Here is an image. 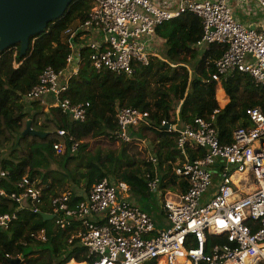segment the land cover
<instances>
[{
  "label": "built area",
  "instance_id": "built-area-1",
  "mask_svg": "<svg viewBox=\"0 0 264 264\" xmlns=\"http://www.w3.org/2000/svg\"><path fill=\"white\" fill-rule=\"evenodd\" d=\"M91 1L88 20L70 33L72 53L67 71L47 67L38 85L24 96L25 102L40 101L48 108L61 109L75 122H84L90 104L73 103L69 87V79L79 71L81 50L91 48L90 61L97 72L132 77L158 57L152 49L155 30L185 13L195 14L202 23L198 48L227 47L216 62L213 80L222 82L242 73L264 86V28L240 24L227 0L181 1L177 10L164 6L168 0ZM256 1L264 9V0ZM78 34H82L79 40ZM217 113L185 124L178 110L171 121L160 123V129L176 137L179 159L174 174L185 184L184 192L178 186L164 197L162 210L170 229L157 230L153 218L125 198L131 188L124 182L104 179L87 193L67 190L52 198L50 216L61 228L72 221L83 226L77 238L94 260L82 264H264V113L260 108L248 109L251 125L238 128L230 143L220 139ZM149 119L147 112L119 108L118 141L131 142L132 129L148 124ZM58 135L67 138L66 144L54 145L58 155L67 146L71 152L77 151L81 142L65 130H59ZM199 150L203 156L192 159L191 154ZM147 162L158 163L154 155H149ZM236 173L243 175L238 182L233 180ZM6 176L0 172V196L40 213L45 196L41 183L24 177L17 186L19 192L8 194L2 186ZM146 178L149 189L156 192L158 175L148 173ZM75 197L82 200L75 204ZM15 219L16 214L2 215L0 227L8 228ZM39 236L45 240L43 232ZM212 237L223 242L211 244Z\"/></svg>",
  "mask_w": 264,
  "mask_h": 264
},
{
  "label": "trees",
  "instance_id": "trees-1",
  "mask_svg": "<svg viewBox=\"0 0 264 264\" xmlns=\"http://www.w3.org/2000/svg\"><path fill=\"white\" fill-rule=\"evenodd\" d=\"M92 8L91 0H76L49 29L31 38L26 53L21 52L19 44L0 51V172L7 173L2 186L8 194L18 193V184L28 177L40 182L45 191L40 213H34L30 207L21 208L8 197L0 196V217L16 214L8 228L0 227V264H11L18 259L20 264L94 260L77 238L83 231L80 222L72 221L70 226L61 228L56 218L43 216L52 213V198L64 191L79 189L87 193L95 184L109 179L128 184L133 193L146 195L150 194L146 173L154 176L158 168L161 189L174 191L180 186L184 192L185 184L174 174L179 159L176 137L160 129V123L171 121L178 110L185 124L197 117L210 118L219 111L216 126L223 143H230L238 128L251 125L246 116L248 109L260 108L264 113V86L242 73L222 80L221 86L229 102L224 108L220 107L219 81L212 77L216 62L227 47L198 48L203 27L192 13L157 28V36L165 41L162 59L153 58L149 66L138 69L132 77L97 72L91 65V48L81 50L79 71L69 79V87L73 103L90 104L84 122H75L61 109L48 108L40 101L25 102L24 96L38 85L47 67L57 72L67 71V58L72 53L70 33L85 24ZM81 35H77L78 40ZM123 107L150 115L148 124L132 129L131 142H122L117 150L102 147L90 150L88 143H80L74 153L68 146L61 155L54 150L55 144L67 142V138L58 135L59 130L67 131L78 142L86 138L118 141L117 114ZM29 122L39 135H24ZM144 141L152 145L151 150L159 162L157 168L146 161L135 160V146ZM203 154L199 150L191 157L195 159ZM81 200V197L73 199L75 204ZM41 232L45 240L40 238ZM210 241L216 245L223 242L217 237Z\"/></svg>",
  "mask_w": 264,
  "mask_h": 264
},
{
  "label": "water",
  "instance_id": "water-1",
  "mask_svg": "<svg viewBox=\"0 0 264 264\" xmlns=\"http://www.w3.org/2000/svg\"><path fill=\"white\" fill-rule=\"evenodd\" d=\"M76 0H0V51L20 45L21 52L30 48L31 38L40 36L62 18ZM24 135H39L28 123ZM45 219L54 216L43 215ZM13 260L11 264H20Z\"/></svg>",
  "mask_w": 264,
  "mask_h": 264
},
{
  "label": "rangeland",
  "instance_id": "rangeland-1",
  "mask_svg": "<svg viewBox=\"0 0 264 264\" xmlns=\"http://www.w3.org/2000/svg\"><path fill=\"white\" fill-rule=\"evenodd\" d=\"M165 52V47H160V52L159 55L163 56ZM158 58V57H157ZM62 77H61V81H62ZM221 82H219V85L217 87V100L219 102V105L221 108H224L228 102H229V98L226 96L223 88H221ZM221 90L223 91L221 94L218 93V91ZM48 102H50L52 104V98L49 97L48 98ZM226 104V105H225ZM225 105V106H224ZM224 106V107H223ZM82 143H88L90 145V150H94L98 147H102L105 149H109V150H117L121 147L122 142L119 141H111L107 138H98V139H91V138H86L84 141L81 142ZM135 150L133 151V154L135 155V160L137 161H147L148 157L150 154H153L152 152V145L150 144V142L146 141L145 143L142 142H137V146H135ZM216 187V185H215ZM161 190V188H160ZM162 194H164L165 192H163V190H161ZM159 194H154V193H150V194H146V195H142V194H137V193H133L132 191H130L125 198L132 201L135 200L136 203L142 208V210H144L146 213H148L153 220L155 221V226L157 230H168L171 228V223L166 219V217L163 215L162 213V203L161 202V198L162 195L160 194V192H158ZM72 263H76V264H82V263H77L75 260H73ZM71 262L69 264H72Z\"/></svg>",
  "mask_w": 264,
  "mask_h": 264
},
{
  "label": "crops",
  "instance_id": "crops-1",
  "mask_svg": "<svg viewBox=\"0 0 264 264\" xmlns=\"http://www.w3.org/2000/svg\"><path fill=\"white\" fill-rule=\"evenodd\" d=\"M181 1L182 2L183 1L184 2L185 1L204 2L207 0H168L167 3L164 4V6L168 7L169 9H172V10H177L181 4ZM213 1H216V0H213ZM227 2L233 10V14H234L235 19L240 24H242L244 27L254 28L257 30L264 28V9L257 3L256 0H227ZM156 30H155V33H154L153 38H152V49L158 54V58L162 59V56H161L162 54L159 55L158 52H160V47H165V41L157 36ZM206 48H208V47H203L202 49L205 50ZM142 143L146 144V141H144ZM150 155H154V154H150ZM154 156L156 157V155H154ZM157 162H158V158H157ZM158 163H157V165H154L152 163L151 164L154 166V168H157ZM147 174L148 173H146V176H147ZM155 174L158 175V177H159L158 179H160V186H161V174H160L158 168L155 169L154 176H155ZM145 179L147 182V188H148L149 192L154 193V194H159L158 192H160V194L162 195L161 202H163L164 197L169 190L168 189L167 190L161 189V190H163V192H165L164 194H162V192L160 190V186H159L158 190L156 192H153L149 189V186H148L149 181L147 180V178H145ZM216 187H214V189H213L214 192L216 190ZM176 188H178V186ZM170 191H173V190H170ZM131 202H133L135 205L139 206L135 200H132ZM162 206H163V203H162ZM162 213H163V210H162ZM163 215H164V213H163Z\"/></svg>",
  "mask_w": 264,
  "mask_h": 264
},
{
  "label": "bare ground",
  "instance_id": "bare-ground-1",
  "mask_svg": "<svg viewBox=\"0 0 264 264\" xmlns=\"http://www.w3.org/2000/svg\"><path fill=\"white\" fill-rule=\"evenodd\" d=\"M243 175L242 174H240V173H236V174H234V176H233V180L235 181V182H238V178H240V177H242ZM72 262V261H71ZM72 264H76V263H72Z\"/></svg>",
  "mask_w": 264,
  "mask_h": 264
}]
</instances>
